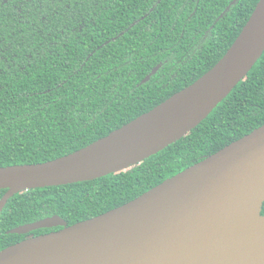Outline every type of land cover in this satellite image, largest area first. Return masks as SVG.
Instances as JSON below:
<instances>
[{"label": "trees", "instance_id": "obj_1", "mask_svg": "<svg viewBox=\"0 0 264 264\" xmlns=\"http://www.w3.org/2000/svg\"><path fill=\"white\" fill-rule=\"evenodd\" d=\"M233 1L0 0V168L73 154L194 84L260 0L225 13ZM262 126L264 54L201 125L159 154L95 181L14 196L0 216V252L26 239L10 233L18 227L101 216Z\"/></svg>", "mask_w": 264, "mask_h": 264}, {"label": "water", "instance_id": "obj_2", "mask_svg": "<svg viewBox=\"0 0 264 264\" xmlns=\"http://www.w3.org/2000/svg\"><path fill=\"white\" fill-rule=\"evenodd\" d=\"M264 54V0L222 59L194 84L93 144L46 163L0 168V216L16 195L95 181L139 165L201 125ZM162 65L143 81L148 83ZM264 126L139 198L68 226L59 216L0 264H264Z\"/></svg>", "mask_w": 264, "mask_h": 264}, {"label": "flooded vegetation", "instance_id": "obj_3", "mask_svg": "<svg viewBox=\"0 0 264 264\" xmlns=\"http://www.w3.org/2000/svg\"><path fill=\"white\" fill-rule=\"evenodd\" d=\"M237 1H238V0L233 1V2L231 3V5H230L229 7H227L225 13L228 12V11L230 10L231 6H232V5H235V4L237 3ZM225 13H224L223 15H221L220 18H223L224 15H225ZM54 229H56V228H54ZM54 231H58V230H53V231H50V232H54ZM50 232H48V233H50ZM43 234H47V233L36 234L35 232H33V233H30L29 235H25V237H26V238H28V237H36V236L43 235Z\"/></svg>", "mask_w": 264, "mask_h": 264}]
</instances>
